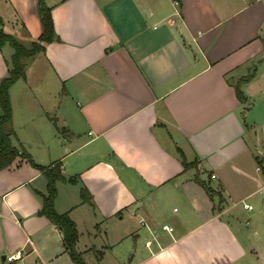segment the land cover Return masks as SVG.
<instances>
[{
    "label": "crops",
    "instance_id": "0c3cea01",
    "mask_svg": "<svg viewBox=\"0 0 264 264\" xmlns=\"http://www.w3.org/2000/svg\"><path fill=\"white\" fill-rule=\"evenodd\" d=\"M38 1L0 0V28L38 40ZM45 1L58 39L10 87L12 141L61 164L85 264H264V0ZM47 183L26 157L0 170V264H76Z\"/></svg>",
    "mask_w": 264,
    "mask_h": 264
},
{
    "label": "trees",
    "instance_id": "16d2710c",
    "mask_svg": "<svg viewBox=\"0 0 264 264\" xmlns=\"http://www.w3.org/2000/svg\"><path fill=\"white\" fill-rule=\"evenodd\" d=\"M38 10L42 23V33L38 40L32 41L29 45L16 38L13 34L6 32L3 28H0V48L4 47L6 44H10L14 49L11 57L9 73L0 80V106L2 108V113H0V170L10 166L17 158L26 157L32 165L44 172L48 180L47 193L40 194L43 202L39 214L48 217L62 230L64 240L74 262L76 264H85L81 253L76 248L79 233L75 222L67 213H59L54 206L58 192L56 183L58 180L65 179L62 174L61 164L57 162L50 167L37 164L26 150L19 149L12 141L14 129L12 127L13 110L10 97V87L18 79L26 77L29 62L39 53L46 50L45 44L58 39L52 7L49 6L45 0H39ZM0 21H2L1 16ZM251 76L252 74H249L244 79H249ZM236 92L240 100L243 101L244 95L239 85L236 86ZM182 158L185 168L197 165L196 161L187 163L183 154ZM206 188L209 192H213L209 186H206ZM82 196L87 201L91 200V195L85 188L82 189Z\"/></svg>",
    "mask_w": 264,
    "mask_h": 264
},
{
    "label": "built area",
    "instance_id": "2783aa9c",
    "mask_svg": "<svg viewBox=\"0 0 264 264\" xmlns=\"http://www.w3.org/2000/svg\"><path fill=\"white\" fill-rule=\"evenodd\" d=\"M212 177H215V175L213 174ZM248 207H250V206H248ZM142 222H143V220H142ZM164 228L167 229V230H172V227L167 225V224L164 225ZM24 256H25V251L23 249H21V250H18L16 252H14V253L6 255L5 256V261L6 262H14V261L20 260V261H22V264H25L24 261H23L24 260Z\"/></svg>",
    "mask_w": 264,
    "mask_h": 264
},
{
    "label": "rangeland",
    "instance_id": "374dc122",
    "mask_svg": "<svg viewBox=\"0 0 264 264\" xmlns=\"http://www.w3.org/2000/svg\"><path fill=\"white\" fill-rule=\"evenodd\" d=\"M60 131L61 132L58 133V134H63L62 130H60ZM65 134H67V133H65ZM104 257H105L106 264H111V260H112L111 253L108 252V251L105 252V256ZM85 259L87 260L88 264H97L95 255H86Z\"/></svg>",
    "mask_w": 264,
    "mask_h": 264
}]
</instances>
